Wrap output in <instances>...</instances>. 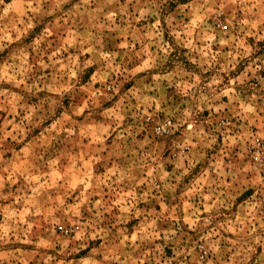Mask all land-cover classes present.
<instances>
[{
    "label": "rangeland",
    "instance_id": "1",
    "mask_svg": "<svg viewBox=\"0 0 264 264\" xmlns=\"http://www.w3.org/2000/svg\"><path fill=\"white\" fill-rule=\"evenodd\" d=\"M188 3L191 0H168L159 5L158 0H153V7L164 12L171 8L173 18L189 24L194 17L181 7ZM223 3L226 0H215L214 7L218 10ZM125 8L134 12L136 0L132 4L128 0H91L87 5L82 0H4L0 5V36L10 37V41H3L4 47L0 50V69L11 76L6 65L18 57L31 69L20 87L7 80L0 82V92L4 93L0 95V177L4 180L0 191L7 197H0V235L5 236L0 240V264H67L66 256L84 264L85 260H103L105 254L111 257L119 251L111 242L105 245L100 237L84 246L69 244L65 249L64 241L70 239L69 231L76 223L72 210L79 203L77 197L81 190L70 192L71 182L66 186L64 178L73 172L81 153L88 150L90 142L82 139L85 122L89 121V127L103 124L101 112L133 99L130 94L139 88H148L157 74L153 70L132 71L138 66L140 43L153 40L155 33L147 30L149 22L145 20L136 19L129 25L125 17L121 22L119 17ZM224 11L227 15H221L220 20L228 23L234 9L229 6ZM111 12L117 15L115 28L107 20ZM243 15V10L237 13L233 35L238 34L239 18ZM208 23L213 21L210 19ZM168 27L165 23L164 28ZM122 31L129 33L127 39ZM259 31L264 35V23L260 24ZM132 34L136 35L137 42L130 52L121 45L132 44ZM164 42L172 46V52L167 57L163 50L158 52L161 67L172 64V71L177 75L186 72L192 81L199 77L205 85L219 73L224 78L221 88L229 79L244 77L245 83L234 88L239 99L221 114L206 105L198 112L199 123L212 142L201 144L183 164V154L178 153L172 159L169 151H157L163 142L153 141L146 150L155 153L152 160L162 157L158 172L161 178L152 189L148 184L137 182L136 195L140 199L134 214L122 218L119 207L115 206L117 196L122 193L119 189L110 192L107 184L101 191L97 184V190L90 192L88 199L95 208L96 201L103 197V216L96 220L87 206H82L79 223L91 224L97 232L109 231L113 240L121 231L128 235L129 242L121 254L122 264H141V261L143 264H157V261L160 264H264V255H261L264 242L252 247L253 236L264 238V40L255 31L247 35L245 44L251 54L238 58L234 67L223 73L220 69L232 50L229 45L213 43L212 52L221 56L213 69L198 63L200 53L192 55L194 49L178 44L173 33L165 31ZM85 43L96 52L87 49L80 52L79 47ZM197 47L202 48L199 44ZM101 49L116 53L114 67L127 71L109 72V65L102 63L98 55ZM149 51L157 53V48L150 47ZM72 56L80 57L81 67L72 69L77 71L76 77L66 74L68 70L63 63ZM87 61L93 63L84 68ZM105 74L109 77L107 83L115 80L119 85L118 94L103 92L101 84L93 81L94 76ZM25 85L39 87L30 91ZM54 85V90L49 91ZM69 86L74 90L71 97L64 91ZM93 91L103 94L91 111L77 116L80 106L89 101ZM159 99L165 109L175 106L184 111L188 107V101L176 94L167 81L163 82ZM222 100L229 105V97ZM247 102L256 108L254 115L246 116L239 110V105ZM147 128L144 124L138 133ZM186 128L187 125L182 126L176 138L182 140ZM144 135L147 136L146 131ZM255 146L259 148L257 160L253 158ZM106 148L105 160L113 155L118 160L122 155L115 136L109 138ZM26 170L29 175L22 174ZM114 170L115 162L107 170L103 166L91 169L98 181L107 180L108 173ZM164 172L168 173L167 177ZM128 187L124 186L125 191ZM149 192L145 201V194ZM146 220L162 230L171 228L176 236L169 242L162 238L138 241L133 247L130 237L146 226ZM58 221H64L67 228L62 230ZM245 244L247 249L243 247ZM102 248L107 252L100 251Z\"/></svg>",
    "mask_w": 264,
    "mask_h": 264
},
{
    "label": "clouds",
    "instance_id": "2",
    "mask_svg": "<svg viewBox=\"0 0 264 264\" xmlns=\"http://www.w3.org/2000/svg\"><path fill=\"white\" fill-rule=\"evenodd\" d=\"M82 2L87 5L91 0H82ZM128 2L132 4L133 0H128ZM167 2L168 0H158L159 5H164ZM3 4L4 0H0V5ZM214 5L215 0H191V3L183 4L181 6L182 10H188L190 17H194L192 23L189 24L173 18L171 16V8L167 12L162 11L160 8H154L153 0H143V3L140 0H136V10L133 12L125 8L123 15L119 17L121 22H124L125 17H127L129 25L136 19L149 22L147 30L155 33V38L151 41L140 43L141 51L137 54L139 57L138 66L134 67L132 71L133 73H141L146 70H153L157 74L152 77L153 83L148 88H139L130 94L134 102L133 99L122 101L120 107L101 112V118L104 119L103 124H91V127H89V121L85 122L84 137L82 139L86 138L90 142L88 150L81 153L74 165L73 172L64 178L66 186L71 182L70 192L81 190V195L77 197L79 203L72 210L73 220L76 223L70 229V239L64 241V247L66 249L69 244L84 246L100 237L104 239L105 245H109L111 242V245H114L119 251L113 252L111 257L105 254L103 260H85L84 264H122L121 254L123 253V246L129 242V236L123 231L119 232L113 240L109 231L97 232L96 228L92 227L91 224L81 225L79 223V210L82 206H87L89 212L95 215L96 220L103 216L105 209L103 197L101 200L96 201L95 208L92 207V203L88 199L89 193L97 190V184L100 185L101 191L103 186L107 184L110 192H115L119 189L120 193H122L117 196L115 205L119 207L122 218H127L129 215L134 214L136 211L135 204L140 199L136 195L135 186L137 182L148 184L149 189H152L161 178L158 172L161 171L159 166L162 162V157L152 160L151 156L155 155V153L150 154L146 150L151 148L153 141L163 142L157 147V151H160V149L169 151L172 159H175L178 153L183 154L181 158V164H183L184 160L191 156L201 144L212 142V137L205 131L204 126L199 123L198 112H202L203 107L206 105L210 110H214L216 114H221L226 107L231 106L239 99L234 88L237 84L243 85L245 83L244 77L229 79V83L221 88L224 78L218 73L211 83L205 85L199 77L192 81L186 72L177 75L172 71L174 67L172 64L167 68L161 67L157 59L160 50H163L165 57L172 52V46L164 42L165 31L173 33L178 44H186L189 49H194L191 53L192 55L199 52L200 57L197 62L213 69L216 68L221 59L220 55L212 52L213 43L218 42L220 45H229L232 50L227 53L226 63L220 69L221 73L230 71L238 58L249 56L251 49L246 46L245 37L255 31V35L259 39L264 40V35H261L259 31L260 24L264 23V20H262V17H264V0H226V3H223L218 10ZM229 6L234 11L229 16L228 23H225L220 20V16L227 15L224 9ZM240 10H243L244 15L239 18L238 34L233 35V32L236 31L233 25L237 21V13ZM210 19L213 21L212 24L208 23ZM107 20L111 22V27H117V15L115 12H111ZM151 20H155V23L152 24ZM165 23L169 25L167 29L164 28ZM31 26L29 25V27ZM193 32L196 33L195 36H193ZM121 34L127 39L129 33L122 31ZM132 35V44L121 45V48H126L130 52L137 42L136 35ZM224 36H228L229 39H224ZM217 37H220L218 41ZM5 39L10 41V37L0 36V50L4 47L3 41ZM69 43H72V41L70 40ZM197 44L201 45L202 48L197 47ZM153 46L157 48V53L149 51V48ZM85 49L89 52H96L95 49L88 47L86 43L79 47L80 52L85 51ZM98 55L102 63L109 65V72L114 71L123 74L124 71H127V69L122 71L120 68L114 67L116 53L105 52L101 49ZM79 60V56H72L63 62L64 67L68 70L66 74L70 77L77 76V71L72 69L81 67ZM92 63L93 61H87L83 64V67L87 68ZM6 67L11 71L12 75L9 76L8 72L0 69V82L7 80L15 83L17 87L25 83L31 71L30 67L24 63L22 57L14 58ZM108 79L107 74L93 77L94 82L101 84L103 92L118 94L120 91L119 85L115 80L110 84L107 83ZM165 81L171 88L175 89L176 94L188 101V107L184 111L175 106L169 109L162 107L159 92ZM25 86L29 87L30 91L39 87L38 85ZM45 87L47 88V85ZM54 87L55 85L53 88H48V90L52 91ZM64 91L71 97L74 90L69 86ZM152 92H155L156 95L149 94ZM3 94L0 92V95ZM102 94L101 91H93L89 101L80 106L77 116L82 117L86 111H91L92 105L95 104ZM225 96L229 97V105L223 103L222 98ZM239 110L246 116L256 113V108L252 102L241 103ZM174 121L176 122L174 123ZM144 124H147L148 128L138 133V128H142ZM184 125H187V128L181 140L176 138L175 134ZM145 131L147 136L144 135ZM111 136H115L117 142L121 145L122 155L118 160L115 155L108 160L104 158V153L107 151L106 144ZM257 159H259V155H257ZM114 162L115 170L108 173L107 180L101 178L98 181L96 176L92 174L91 169L93 166L97 169L103 166L107 170L113 167ZM22 174L29 175V172L26 170ZM163 175L167 177L168 173L164 172ZM141 177H143L142 180L140 179ZM125 185L129 186L127 191L124 189ZM3 188L4 180L0 177V190ZM149 195L150 192L145 194V201H147ZM0 197H3V191H0ZM3 198L6 199L7 197ZM196 214L193 213V215ZM57 223L62 226V230L67 228V224L64 221H58ZM145 225V227L137 229L134 235H131L130 239L133 247L136 246L138 241L142 242L149 239L155 241L162 238L163 241L169 242L176 236V233L171 228L162 230L157 228L154 222L148 224L147 220ZM71 232H75V235H71ZM89 232H91V235H89ZM3 239H5V236L0 235V240ZM202 239L207 241L209 237H202ZM252 240L254 241L252 244L253 248L264 242V238L259 236H253ZM243 247L247 249L248 245L245 244ZM100 251L106 253L107 249L102 248ZM261 255H264V253H261ZM65 259L67 264H78L75 259H70L67 256ZM141 264H143L142 261ZM157 264H160V261H157Z\"/></svg>",
    "mask_w": 264,
    "mask_h": 264
},
{
    "label": "built area",
    "instance_id": "3",
    "mask_svg": "<svg viewBox=\"0 0 264 264\" xmlns=\"http://www.w3.org/2000/svg\"><path fill=\"white\" fill-rule=\"evenodd\" d=\"M255 151H254V155H253V158H254V160H257V155H259V148H258V146H255Z\"/></svg>",
    "mask_w": 264,
    "mask_h": 264
}]
</instances>
